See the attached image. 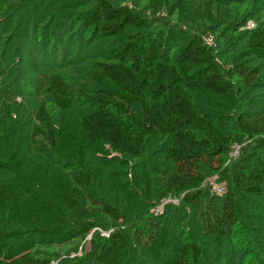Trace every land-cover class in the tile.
I'll return each mask as SVG.
<instances>
[{"label": "trees", "instance_id": "obj_1", "mask_svg": "<svg viewBox=\"0 0 264 264\" xmlns=\"http://www.w3.org/2000/svg\"><path fill=\"white\" fill-rule=\"evenodd\" d=\"M20 1L31 7L18 34L77 28L100 60L84 67L90 94L42 77L32 112L0 90V264H50L55 248L89 236L67 264H142L141 251L156 264H212L210 234L234 221L264 246V104L240 88L260 84L264 0L242 13L241 0H145L144 13L135 0ZM206 35L232 51L221 57ZM216 174L224 195L211 191ZM167 199L179 204L154 216Z\"/></svg>", "mask_w": 264, "mask_h": 264}, {"label": "rangeland", "instance_id": "obj_2", "mask_svg": "<svg viewBox=\"0 0 264 264\" xmlns=\"http://www.w3.org/2000/svg\"><path fill=\"white\" fill-rule=\"evenodd\" d=\"M196 1L201 3V0ZM0 2H2L0 3V90L2 92L10 93L9 97L12 101L22 104L32 112L45 97L43 91L45 81L42 77L60 75L66 82L75 84L84 94H90L96 89V85L89 79L84 67L87 63L99 61L100 56L97 49L88 51L84 37L86 34L76 28L71 32L50 31L49 37L45 38L40 35V27L30 36L23 33L18 34L19 24L24 22L23 16L31 7L30 2L20 0H0ZM239 3L236 8L238 13L252 7L250 0H241ZM143 5H145V0H135L131 7L140 9L144 13ZM145 14V17L151 18L149 12ZM255 24L254 21H249L246 28H252ZM47 39H49L47 43H42ZM204 41L218 54H221V57L232 51V46L222 39H217V36L206 35ZM253 65L257 66L260 84L257 86L242 85L240 87L242 101L264 104V63L256 61ZM249 143L235 146L226 165H229L231 160L238 159L241 150ZM253 146L254 149L258 147ZM260 153H264V149ZM220 179L218 174L211 176L209 184L212 192L224 195L227 187L220 184ZM167 204L178 205L179 202L176 199L164 200L153 210L154 216L163 214ZM226 228L229 229L228 232L222 233L214 230L209 236L210 243H212L211 248L215 253V261L212 264H264V246L253 236V234L257 236L262 234L258 228L250 231V227L248 229L243 221H234ZM109 232L99 231L103 237H109ZM90 239L89 236L63 245L61 248H55L50 264H59L62 261L67 264L72 259L82 257ZM44 250L52 253L51 249ZM137 255L142 264H156L145 251ZM188 264L191 263L188 262ZM198 264L209 263L202 260Z\"/></svg>", "mask_w": 264, "mask_h": 264}]
</instances>
